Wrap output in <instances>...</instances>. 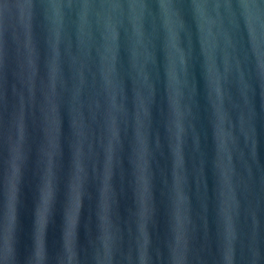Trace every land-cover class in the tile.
<instances>
[{
	"label": "water",
	"instance_id": "95a60500",
	"mask_svg": "<svg viewBox=\"0 0 264 264\" xmlns=\"http://www.w3.org/2000/svg\"><path fill=\"white\" fill-rule=\"evenodd\" d=\"M264 264V0H0V264Z\"/></svg>",
	"mask_w": 264,
	"mask_h": 264
},
{
	"label": "clouds",
	"instance_id": "9594fccd",
	"mask_svg": "<svg viewBox=\"0 0 264 264\" xmlns=\"http://www.w3.org/2000/svg\"><path fill=\"white\" fill-rule=\"evenodd\" d=\"M40 260H41V264H43L44 258L40 257Z\"/></svg>",
	"mask_w": 264,
	"mask_h": 264
}]
</instances>
